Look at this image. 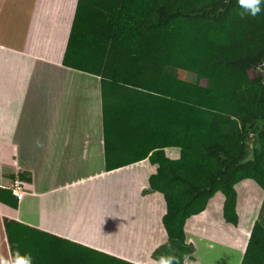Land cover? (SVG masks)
Wrapping results in <instances>:
<instances>
[{
	"label": "trees",
	"instance_id": "16d2710c",
	"mask_svg": "<svg viewBox=\"0 0 264 264\" xmlns=\"http://www.w3.org/2000/svg\"><path fill=\"white\" fill-rule=\"evenodd\" d=\"M63 64L101 77L106 170L158 166L148 191L164 196L168 242L154 259L191 257L186 222L218 192L225 222L239 225L235 186L253 180L264 191V14L241 19L236 0H79ZM170 147L179 160L165 155ZM114 152L126 158L113 162ZM11 195L0 191V201L16 206ZM4 227L14 256L33 229ZM107 257L99 264H134ZM241 264H264V200Z\"/></svg>",
	"mask_w": 264,
	"mask_h": 264
},
{
	"label": "crops",
	"instance_id": "0c3cea01",
	"mask_svg": "<svg viewBox=\"0 0 264 264\" xmlns=\"http://www.w3.org/2000/svg\"><path fill=\"white\" fill-rule=\"evenodd\" d=\"M78 1L0 0V191L12 193L17 178L26 184L21 200L7 197L16 206L0 201V256L12 257L9 219L33 229L19 236V253L30 254L33 264H99L107 256L153 264L168 242L164 196L148 191L158 166L146 159L106 170L101 77L63 64ZM164 152L181 157L179 148ZM125 158L112 153L113 162ZM235 189L237 227L223 218L220 192L187 220L190 261L197 241H213L241 253V264L264 191L253 180ZM250 214L242 249L235 239Z\"/></svg>",
	"mask_w": 264,
	"mask_h": 264
},
{
	"label": "rangeland",
	"instance_id": "374dc122",
	"mask_svg": "<svg viewBox=\"0 0 264 264\" xmlns=\"http://www.w3.org/2000/svg\"><path fill=\"white\" fill-rule=\"evenodd\" d=\"M176 76L188 80V81H194L195 78L188 74L184 73V71L176 70L174 73ZM256 148H258V145H256ZM247 189L244 188L243 191ZM242 191V194H243ZM257 197V191L255 193ZM259 198L257 197L255 202L258 201ZM257 203V202H256ZM251 218V214L247 215ZM244 217V218H247ZM245 219H243L244 221ZM252 221V220H251ZM239 230L237 231L235 242L239 243ZM228 235L233 236L234 230L228 229ZM241 253H235L231 248L222 246L216 242L208 241L207 243L201 244L197 241V255L195 259L191 260V264H238L239 258Z\"/></svg>",
	"mask_w": 264,
	"mask_h": 264
},
{
	"label": "clouds",
	"instance_id": "9594fccd",
	"mask_svg": "<svg viewBox=\"0 0 264 264\" xmlns=\"http://www.w3.org/2000/svg\"><path fill=\"white\" fill-rule=\"evenodd\" d=\"M230 0H225V3H229ZM237 6L240 9L241 19H247L249 17L256 18L261 14H264V0H236ZM187 244V241H185ZM171 249V245H169ZM0 264H33V258L30 254L21 255L19 251L14 256L5 258L0 256ZM153 264H191L190 258L187 254L177 257L173 254H162L153 260Z\"/></svg>",
	"mask_w": 264,
	"mask_h": 264
},
{
	"label": "built area",
	"instance_id": "2783aa9c",
	"mask_svg": "<svg viewBox=\"0 0 264 264\" xmlns=\"http://www.w3.org/2000/svg\"><path fill=\"white\" fill-rule=\"evenodd\" d=\"M25 182L22 181L20 178H17L14 180L11 191L12 193L18 198V200H21L25 194Z\"/></svg>",
	"mask_w": 264,
	"mask_h": 264
}]
</instances>
